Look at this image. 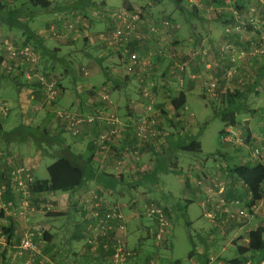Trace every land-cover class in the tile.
<instances>
[{
    "label": "crops",
    "instance_id": "1",
    "mask_svg": "<svg viewBox=\"0 0 264 264\" xmlns=\"http://www.w3.org/2000/svg\"><path fill=\"white\" fill-rule=\"evenodd\" d=\"M50 1L52 5L48 8L41 7L42 10L34 8L29 10L31 11L30 13L22 11V13L19 11L16 13L21 25L23 24L26 29L36 34L32 40H26V35L22 29L10 25L0 26V58L2 59L0 72L6 70L3 72L6 74L0 76V91H4V87L7 90H11L10 87H8V84L11 83L15 92V95L9 94L8 97L5 95L0 97V102H9L11 111L14 108L19 109L23 117V121L21 122V124L24 125L23 128L29 130L28 127H30L32 131V133L28 135H26L25 132L26 136L22 137V140L19 141L17 138L11 143H7L4 141L3 137L0 136V159L2 161V168L7 170L12 166L27 164L31 167L35 178L39 179L36 176V171L41 157L48 156L53 160L51 162L53 163L56 159L59 142L62 145L71 146V148L78 153L83 154L87 151L89 153L87 157L93 153L92 169L88 172L85 182L75 190L30 192L29 201L37 210L27 221L18 217L16 214L6 215L0 213V225H4L9 229V247L3 252H0V264H25L28 254L23 253L22 255H15L14 251L23 235H25L31 227L34 228L33 239L42 252V264H97L94 260L98 256H94L90 252L87 243L88 232L85 226L86 221L83 218L84 212L81 210L80 206L81 199L83 197H88L91 192L103 197L105 202L103 209L112 202L119 203L127 219H129V212L133 206L141 208L143 199L146 198L148 201H154L164 207L172 223L175 217L174 208L176 201H173V198L167 199L169 196H165V194L162 193L164 189L170 187L168 186L169 183L161 181L162 174L170 172L179 174V176H181L179 180L183 184V189L185 191L182 200L185 203H190L193 200L190 197L191 192L197 191L198 195L200 194L203 198L200 199L201 206H203L202 202L204 199L210 194L207 188L211 183V177L226 178L224 175L225 172H222L224 166L223 168L214 167V169H211L212 171L200 167L197 171H193L195 167H189V172L186 175L179 169L180 159L178 157V151L184 150L182 147L184 146V140L198 141L202 149V143L196 135L197 133H195L196 130L193 123H189L186 120L187 115L191 117L190 120L192 122L194 118V111H191L192 108L189 105V97L191 95H196L198 91V95L201 99L207 102L208 96L215 97L216 93L214 91H209L206 87L203 89L199 84V78L197 80L190 79L189 76V78L185 77L183 80L181 77L183 83H175L173 81V73L179 72L180 68L176 65H172V63L166 64L162 61L160 66L158 61L156 66L159 67L151 68L147 74L143 75L144 77H138L137 74L127 76L124 71V59L119 52V47L107 45L104 41L99 39L98 33L96 35V31L111 30L115 26L113 14L116 13L117 9L125 6L123 0L120 3H117L116 0ZM0 2L8 6L15 3L14 0H0ZM163 3L164 1L157 3L156 0L126 1V4L130 6L128 8L144 9L146 26L141 30L143 36L149 34V28H147L148 24L156 22L158 18L162 17L159 10ZM2 15L3 14H0V20H8L11 16V14L9 16ZM40 15H42L43 18L47 15L46 22L44 21L41 25H39L41 21L36 22L37 17ZM51 24H57L58 27L73 24L74 30L65 37H54L49 33V26ZM209 37H211L209 45L211 49H213L217 43H222L224 41L222 39L226 36L223 35L222 37L221 34H215L213 32ZM81 38L91 43H89V49H101L96 58L101 65L104 63L105 59H108L112 66L114 65L111 70H109L113 75L108 73L105 79L101 81L99 87H94V92H92L91 96L88 98L82 96L83 92H81V88L83 89L85 87L88 89L90 86H93L91 81L86 80L87 83L78 85V80H75L77 85H75L72 91H69L71 90L69 89L71 86L68 85L69 80L66 76V67H70L74 59L77 61L76 63H80L84 62L85 59L89 57L88 55H90V53H87L85 50L86 47L83 49V47L80 46L79 48L78 43H81L79 41ZM69 39L73 41V45L68 44ZM7 42L13 45L15 44L17 47L29 44L33 46L34 49L39 50L41 54H43V51L44 53L46 52L47 54L43 56V58L46 57V59L43 60V58H39L36 64L25 59H12L9 57L6 49ZM135 44L136 43L133 45L131 44L130 48H136L134 46ZM141 44L142 42L140 45L138 44V48L145 54L156 50L155 44L152 41L151 46L150 44ZM57 61L66 68L63 71L66 75L60 74V70L55 69V63ZM252 66V61H246V69H250ZM30 68L35 69L38 74L46 76L49 80L55 79L61 87L60 94L53 103L49 101L46 89L44 88L45 86L39 80H34L33 78L32 81L34 82H31V80L27 78L26 73ZM258 69L260 73L259 79H261V81L256 82V89L260 99L263 100L262 106H264V62H262ZM54 72L58 74L57 78L54 77ZM229 75L231 74H227V78L226 74L224 76L226 84L230 86L232 82V85L238 86L234 84V80L231 79L232 77H229ZM160 76L163 82L166 83L167 95L165 94L163 98L158 97L157 100L159 103L155 105V111L148 112L144 103L139 98L138 84L140 80H150L157 84V80L161 81L159 79ZM66 81L68 86H66ZM173 82L174 90L170 87L173 85ZM99 89H106L109 91L113 100V105L105 107V104L97 99L96 91ZM250 90L253 91L254 89L250 88ZM243 95V99L246 100L251 97V92ZM85 98L87 99L86 102ZM78 103H81V105L79 106ZM86 106L88 107V109L86 108L87 110L84 108ZM90 106L92 107L90 108ZM57 107H70L72 109L78 107L79 110L86 113L104 111L106 109V112H111L118 116L123 125L121 130L113 134L109 142L111 145L110 155L107 153L102 154L98 151L99 149L96 146H93L95 143L90 140V135L100 134L108 130L106 124L100 122L95 126H87L82 136L74 137L70 132L64 129L59 120L55 118L54 112ZM43 111L47 113L42 117L38 116L39 113ZM35 115L38 116V120H34V118L30 117ZM145 116H148L146 120L153 125L156 135H149L147 139L143 140L137 135L136 126ZM0 117L4 120L7 116L1 115L0 113ZM168 120L175 121L168 122ZM42 129H46L47 133L41 132L40 130ZM34 133H36L35 136L33 135ZM244 133L250 136V144L255 140L261 141L259 136L252 129L250 130L252 135L248 132ZM52 136H55L56 142ZM250 144L248 143V145ZM82 146L85 147L83 152ZM241 147L248 148L246 145ZM248 149H250V147ZM251 151L250 149V152ZM236 157L240 158L239 155H236L235 158ZM253 157L257 159V163L263 162L260 158L263 159L264 156L257 158L253 155ZM241 160L246 163L250 162H247L244 157H242ZM253 161H255V159ZM50 164H48L47 167ZM199 170H201L199 172L201 175H196L197 177H195L193 173H197ZM201 177L203 180L205 178L203 182L199 181ZM207 177L210 178L208 179ZM240 181L241 180H238V182ZM246 189L237 188L233 191L227 190L221 196L227 199H235L242 195L246 196L248 195L246 194ZM167 190L170 195V190ZM155 193L160 195V199H156L155 196L157 195H155ZM6 197L12 200L16 199V196L9 194V192L6 194ZM49 201L53 207L51 210L52 212H50L52 215L50 214L51 216L49 217L61 218L66 215V245L63 247L58 246V232L62 224L56 222L58 220L55 222H46L47 220H45V217L47 216L45 215H48L49 212L45 214L41 209L44 202ZM215 202L214 200L211 202V210L213 212L216 211L217 220L211 224L213 227L211 231H215L219 228V231L224 236L225 231L227 232V229L232 226L240 225L245 227L248 226L249 223L251 224L252 216L238 218L237 220H228L225 214H220V211L215 208ZM258 215H261V213ZM132 218L133 216L130 218V221ZM141 222L143 224L147 223L143 219H141ZM226 222L227 225L225 228H221ZM44 234L46 237H44ZM249 252L250 251H247L246 253ZM255 254L258 257L264 255L262 252ZM241 256L242 255L239 257L241 258ZM134 257L136 260L137 257ZM134 257L125 264H133ZM192 262L194 263V261ZM204 263L205 260L195 264Z\"/></svg>",
    "mask_w": 264,
    "mask_h": 264
},
{
    "label": "rangeland",
    "instance_id": "2",
    "mask_svg": "<svg viewBox=\"0 0 264 264\" xmlns=\"http://www.w3.org/2000/svg\"><path fill=\"white\" fill-rule=\"evenodd\" d=\"M14 1L17 7H21V9L17 10V12L22 11L30 13L31 11L29 10L34 8L42 10L41 7H32L29 5H26L25 7L20 6L23 3V0ZM59 1L61 0H55V2ZM116 1L117 3H120L122 0ZM162 1H164V3L159 10L162 17L158 18L156 24L159 26V32L163 34L166 33L168 40L172 39V41H168V45L171 44L176 54L159 59V66L161 61L166 64L172 63V65H176L177 62L182 61L188 62L190 65L189 70H180L179 72L173 73V81L175 83L177 82L180 84L181 77L184 80L185 77L189 78L190 76V79L197 80L199 78V84L204 89V79L217 81V87L214 91L216 93L215 97L208 96L209 102L201 99L198 95V91L196 95H191L189 97V105L192 108L191 111H194V118L192 119V122L190 120L191 117L187 115L186 120L189 123H193L196 130L195 133H197L196 135L202 143V149L199 152L179 150V169L186 175L189 172V167H195L193 171H197L199 167L212 171L211 169H214V167L223 168L224 166L222 172H225L224 175L226 178H222V180L218 177H211V183L207 188L210 194L207 195V198L202 202L203 207L200 204L202 196L200 194L198 195L197 191L191 192L190 197L193 200L190 203H185L182 200V196L185 191L183 189V184L179 180V177H181L179 174L174 172L162 174L161 181L169 183L168 186L170 187L167 189L170 190L171 194H168L167 189H164L162 193L165 194V196H169L167 199L173 198V201H176L174 208L175 217L171 223V232L167 235V237L159 240L158 242L152 240L154 236L142 239L141 242H139L140 245L136 250V255L141 258V262L139 264H174L175 260L182 261L181 263L189 260L194 261V263H199L200 261L205 260L204 264H230V260L237 255V246H244L247 244L248 230L253 229L258 225H264V198L259 201H255L250 205L251 201H253L250 191L242 181L238 182L240 179H238L231 172V167L233 165L241 163L244 164L245 161L242 162V157H244L247 162L250 161L249 163L251 164L257 163V159L253 157V151L256 148L262 151L260 157L264 156V106H262L263 100L260 99L256 89V82L261 81V79H259L260 73L258 68L261 66L262 62H264V49L263 51L255 52V48L257 47L264 48V0H205L204 5L201 8L192 6L186 1L181 4H178L175 0ZM181 5H183L185 9H182ZM141 10L144 12L143 8ZM8 12H10V9L8 8L0 10V14H3L2 16H8ZM42 18L43 16L40 15L36 19V22L41 21L39 25L44 23L47 15H45L43 19ZM165 20H171L172 29L170 32H167L164 28L165 25H162V22H165ZM1 25L6 26L0 22V26ZM236 26L240 27L239 31H236ZM147 28H149V36L145 37V42L141 45L150 44L151 46L153 38L151 35L152 30L149 25ZM213 32L215 34H221L222 37L225 35L226 37L222 39L224 40L222 43H217L215 48L211 49L209 45L211 37H209V35ZM97 33L99 34L100 31H96V35ZM79 41L81 42L78 43L79 48L80 46L83 47V49L86 47L85 50L87 53H90V55H88L89 57H87L84 62L80 63H76L77 61L74 59L73 67L69 72H67V75L66 73H63L67 67L65 68L58 61L55 63V69L60 70V74H65L67 76L69 80L68 85L71 86L70 88L68 87L71 89L69 91H72L75 85H77L75 80H78V85L87 83V81L90 80L93 86H90L88 89L84 86L83 89L81 88V92H83L82 96L88 98L91 96L92 92H94V87H99L101 81L105 79L108 73L113 75V73L109 70H111L114 65L112 66L108 59H105L104 63L101 65L96 60L101 49H89L90 42L86 41L84 38H81ZM68 42V44L73 45V41L71 39H69ZM225 43L233 45V48L236 50L245 49L248 55L240 60H233L232 58L226 57L222 51ZM95 46L98 47L97 45ZM36 52L41 59L47 54L46 52L44 53V51L43 54H41L39 50H36ZM250 52L254 53L250 54ZM44 59H46V57L43 58V60ZM249 60L253 62L254 67L252 66L250 69H246V61ZM209 64L211 68L208 67ZM83 66L88 69L87 74L81 70V67ZM159 66H154V68H158ZM229 72H232L233 75L231 76V79H233L234 84H237L238 86L232 85V82L230 86L226 84L224 76L226 74L227 78V74H231ZM193 75H195V77ZM54 77H58V74L55 72ZM159 79L161 81L157 80V84L154 83L156 105L159 103L157 100L158 97L163 98L165 94L167 95L165 86L166 83L163 82L161 76ZM174 82L173 85L170 86L172 87V90H174ZM68 85L66 81V86ZM8 87H10L11 90H7L4 87V91H0V97H3L4 95L8 97L9 94L15 95L13 85L10 83L8 84ZM250 88H253L254 90L252 91ZM250 92L251 97L246 100L243 99V94ZM229 93L233 95L232 98L227 97V94ZM86 100L87 99L85 98V102ZM87 106L84 107L85 110L88 109ZM91 107L92 106H90V108ZM210 107L217 110L235 108L237 126H239L244 132H248L252 129L263 142L255 140L250 144L251 139H249L248 143L250 145L246 146L248 148L250 147L252 150L251 152L250 149L246 147L223 143L220 137V132L226 124L220 117L214 115V112ZM10 112L3 120L6 130L17 127L23 121V117L20 114L19 109L14 108L12 111L10 110ZM45 113L47 112L43 111L42 113H39L38 116L42 117ZM38 116L35 115L30 117L34 118V120H38ZM171 121L172 120H168V122ZM174 121L175 120L172 122ZM249 134L252 135L251 133ZM93 146L98 148L96 144H93ZM82 149L83 152L85 147L82 146ZM98 151L101 150L99 149ZM105 153L110 155L111 145L102 152V154ZM88 154L89 153L87 151L83 153L84 156H87ZM236 155H239L240 158H235ZM254 159L255 161H253ZM260 160L264 162V158H260ZM52 161L53 160L48 156L41 157V161L39 162L38 169L36 171L37 178H48L47 165ZM200 171L201 170L197 173H193V175L195 177H197L196 175H201L199 173ZM207 178L209 179L210 177ZM204 180L202 177L199 178V181L201 182ZM219 183H223L224 187V190L221 193L220 186L218 185ZM237 188H247L246 194L248 195H242L235 198L240 200V206H242L241 210H246L247 215H242L240 214V210H236L235 215L231 217L221 208H215L220 211V214H225L228 220H237L238 218L252 216L253 218L251 224L249 223L248 226L245 227L240 225L232 226L227 229V232L225 231L224 236L219 231V228L215 231H211L213 228L211 224L217 220L216 211L213 212L211 210V202L214 200L216 201L215 203H220L221 198H225L227 200L226 197L221 195L227 190L233 191ZM155 195H157L155 196L156 199H160L159 194L155 193ZM146 200V198L143 199L142 203L148 201ZM45 203L47 202H44V204ZM48 203H50V201ZM52 209L53 207H51V210ZM51 210L47 212L50 213L52 212ZM138 212L139 208L133 206L128 216H133V218L127 223L128 246L133 249L134 246L138 245V236H140L139 229L143 224L141 222V218L137 215ZM209 213L213 215H208ZM260 213L261 215H258ZM45 214L47 213L45 212ZM45 216H47L45 217V220H47L46 222H55L58 220L56 222H60L62 224L58 232V246L63 247L66 245V215L61 218L49 217L48 215ZM227 222L221 228H225ZM141 230L146 232V230L144 228L142 229V227ZM143 235L147 236L145 233ZM241 261L242 264H264V255L262 257H258L255 253L250 251L249 253H245L241 256ZM133 264L135 263L133 262Z\"/></svg>",
    "mask_w": 264,
    "mask_h": 264
},
{
    "label": "built area",
    "instance_id": "3",
    "mask_svg": "<svg viewBox=\"0 0 264 264\" xmlns=\"http://www.w3.org/2000/svg\"><path fill=\"white\" fill-rule=\"evenodd\" d=\"M201 8L204 5L205 0H184ZM115 26L111 30H103L99 33V39L104 41L107 45L112 47H119L124 61V71L127 75H135L138 77H144L151 68L158 64L159 58H165L167 56L175 55L174 48L168 45V37L166 33L159 32V26L156 22H151L149 27L152 32V41L155 43V51L143 53L139 50H128V45L135 39H141L139 30L146 26L145 13L139 9H128L120 7L116 13L113 14ZM164 23V24H163ZM165 25L167 32L172 29L170 21L165 20L162 22ZM236 31H239L240 27H235ZM74 30L73 24L63 25L58 27L57 24H51L49 26V33L54 37H65ZM6 49L9 57L12 59H25L33 64H36L39 59V55L33 46L24 44L21 47H17L10 42L6 43ZM264 48H255V52L263 51ZM206 51V50H205ZM222 51L225 56L232 58L233 60H240L246 57L247 51L245 49L236 50L233 45L225 43ZM254 51V50H253ZM254 53V52H250ZM180 70L187 71L190 69L188 62L176 64ZM211 68L210 64L208 65ZM208 68V69H209ZM81 70L87 74L88 69L83 66ZM6 70H3L5 72ZM26 76L29 80H39L45 87L49 101L53 103L59 96L61 87L55 79H48L44 75L38 74L35 69L30 68L27 70ZM229 77L233 74L232 72ZM195 77V75H193ZM183 83V80H181ZM203 84L209 91H215L217 87L216 80L204 79ZM139 98L144 103L148 112H154L156 93L154 91V83L150 80H140L138 84ZM97 99H99L106 106L113 105V100L108 90L99 89L96 91ZM11 110V105L7 101L0 102L1 115L7 116ZM55 116L59 120L60 124L74 137H80L84 134L85 127L95 126L102 122L108 126V130L103 131L98 135H90V140L94 142L102 153L106 148L110 147L109 142L112 139L114 133L118 132L122 128V121L118 116L113 113L104 111L86 113L82 110L72 109L70 107H57L55 109ZM148 116L142 118L137 126L136 133L141 139H147L149 135L155 136L156 131L146 119ZM220 137L223 143L232 144L236 146L248 145V136L244 131L233 123H226L225 127L220 132ZM262 151L258 148L254 149L253 155L256 157L261 156ZM35 176L32 169L27 164H20L12 166L7 170L2 168V161L0 159V213L1 214H16L18 217L29 220L30 216L37 210L29 201L30 187L35 181ZM220 186V193L224 190L223 183L218 184ZM15 195L16 199L12 200L6 197V194ZM252 196V194L250 193ZM102 196L97 195L94 192L89 193L88 197H83L80 201L81 210L84 212L83 218L86 221V228L88 232L87 243L89 245L90 252L96 257L95 263L97 264H125L133 258L132 248L128 246L127 241V223L130 218H125V214L122 211L119 203L112 202L105 207ZM216 208H221L229 216H234L236 210H240V214L247 215L246 210H241L240 200L221 198L220 203H214ZM45 207V209H44ZM51 204L45 203L42 206V210L47 212L51 210ZM239 214V215H240ZM137 215L141 216L147 223L148 232L154 236L153 240L158 242L159 240L167 237L171 232V221L169 216L165 212L164 207L154 201H148L141 205ZM208 215H213L209 213ZM33 229L30 228L28 232L21 238L19 244L15 248V255H22L27 253L28 257L25 260V264H42V252L39 246L33 239ZM32 230V231H31ZM9 229L0 225V252H3L9 247ZM181 264H195L192 261H186Z\"/></svg>",
    "mask_w": 264,
    "mask_h": 264
},
{
    "label": "trees",
    "instance_id": "4",
    "mask_svg": "<svg viewBox=\"0 0 264 264\" xmlns=\"http://www.w3.org/2000/svg\"><path fill=\"white\" fill-rule=\"evenodd\" d=\"M127 0H123V4L126 6H122L125 8L130 7L128 4H126ZM157 3L161 2L162 0H156ZM178 4H181L185 2L184 0H175ZM15 4V3H14ZM8 6L7 4H4L0 2V10L10 9V12H8V16L11 14L10 19L8 20H0L4 25H10L13 27H17L19 29H22L24 34L26 35V40H32L33 37L36 36L34 32L31 30H28L25 28V26L19 21L16 13L17 10L21 9V7H17L15 5ZM26 5L32 6V7H42V8H48L52 5V2L50 0H23V3L20 5L22 7H25ZM196 7V6H195ZM182 9H185L183 5H181ZM132 9V8H128ZM9 11V10H8ZM12 11V13H11ZM22 13L21 11H19ZM171 21V20H170ZM145 27V26H144ZM143 27V28H144ZM141 28L139 30L140 35L142 36L141 39H135L128 45V50H139L138 44L144 43L145 37L149 36L148 34L142 35ZM152 35V34H151ZM38 38V36H37ZM153 42V41H152ZM136 43L134 46L136 48L131 47L130 45ZM154 43V42H153ZM155 44V43H154ZM162 59V58H159ZM2 59L0 58V64ZM73 67V62L70 65V67H67V72L70 71ZM154 68V67H153ZM1 69V66H0ZM6 73L0 72V76H4ZM128 76V75H127ZM227 97L232 98V94H227ZM79 106L81 103H78ZM212 109V107H211ZM214 112V115L217 117H220L223 122L226 123H233L236 124V109H224V110H217L212 109ZM237 125V124H236ZM24 125L21 124L11 130H6L4 127L3 120L0 117V136L3 137L4 141L7 143L13 142L15 139L18 138V140H22V137H25L28 134H31V128L28 127L29 130H26L23 128ZM43 133H47L46 129L40 130ZM26 132V135H25ZM250 133V131H248ZM38 133V131H37ZM34 136L36 133L33 134ZM53 137V136H52ZM55 137V136H54ZM53 137L54 141L56 142L55 138ZM250 139V136H248V140ZM184 146L183 149L187 151H193V152H199L201 151V144L198 141H188L184 140ZM58 151L56 155V159L53 163H51L47 167L48 172V178L46 179H35L34 183L30 187V192H42V191H72L81 186L85 180L88 172L92 169V162H93V153L89 157L84 156L82 153L76 152L71 146L62 145L58 142ZM231 172L240 179L245 186L248 188L250 193L252 194L253 201H251L250 205L255 202L259 201L264 198V163L258 162V163H244V164H236L231 167ZM52 213H49L48 216H51ZM141 218V216H139ZM142 219V218H141ZM188 224V222H187ZM144 228L146 230H141ZM139 229L140 236H138V245L134 246L133 256H136V260L134 257V263L139 264L141 262V258L136 255V250L138 246L140 245L139 242H141L142 239L148 238L152 235L148 232V227L144 224H142ZM145 233L144 236L143 234ZM143 233V234H142ZM144 236V237H143ZM264 225H258L254 229L249 230L248 232V242L246 246H237V255L230 260V264H242L240 255L245 254L247 251L255 252V253H263L264 254ZM44 237L45 234H44ZM153 240V239H152ZM182 261L175 260L174 264H181Z\"/></svg>",
    "mask_w": 264,
    "mask_h": 264
}]
</instances>
